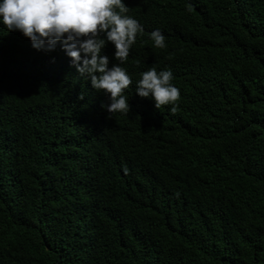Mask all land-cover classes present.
<instances>
[{
  "label": "trees",
  "instance_id": "trees-1",
  "mask_svg": "<svg viewBox=\"0 0 264 264\" xmlns=\"http://www.w3.org/2000/svg\"><path fill=\"white\" fill-rule=\"evenodd\" d=\"M124 2L127 114L0 24V264H264V0ZM152 66L175 113L135 92Z\"/></svg>",
  "mask_w": 264,
  "mask_h": 264
},
{
  "label": "clouds",
  "instance_id": "clouds-1",
  "mask_svg": "<svg viewBox=\"0 0 264 264\" xmlns=\"http://www.w3.org/2000/svg\"><path fill=\"white\" fill-rule=\"evenodd\" d=\"M129 11L124 0H0V24L9 32L19 31L38 51H53L59 43L77 72L107 97L108 103L101 105L107 113L127 114L130 104L125 90L133 79L121 65L128 60L138 34L144 33L143 25ZM149 36L154 47H166L159 28ZM108 42L119 61L111 66L109 56L103 54ZM173 80L171 69L158 71L152 66L140 73L135 92L150 97L156 109L171 105L175 113L181 93Z\"/></svg>",
  "mask_w": 264,
  "mask_h": 264
}]
</instances>
